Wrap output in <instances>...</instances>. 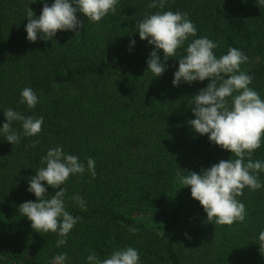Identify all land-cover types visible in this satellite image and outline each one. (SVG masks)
Listing matches in <instances>:
<instances>
[{
    "label": "trees",
    "instance_id": "1",
    "mask_svg": "<svg viewBox=\"0 0 264 264\" xmlns=\"http://www.w3.org/2000/svg\"><path fill=\"white\" fill-rule=\"evenodd\" d=\"M151 2L117 0L116 11L99 22L77 12L84 24L77 32L58 30L49 40L38 33L31 42L28 9L35 19L54 0H0V128L9 108L44 118L35 136H25L22 122L13 121L17 143L0 133V264H52L64 253V264H90V254L103 261L127 247L138 251L139 264H264V171L256 174L260 189L246 186L236 197L245 205L244 222L208 221L177 173L200 174L237 157L189 123L195 118L192 97L210 80L172 83L188 44L207 37L218 45L217 58L233 47L248 56L240 71L252 76L248 87L264 100V0H166L163 8H149ZM165 11L186 13L197 32L173 57L157 50L167 67L154 77L147 60L155 45L140 39L137 22ZM25 88L38 97L34 108L19 102ZM57 147L85 167L60 186L65 210L80 218L60 247L58 233L37 232L19 212L21 204L37 200L28 191L30 179ZM251 159L264 163V137ZM42 183L44 199L59 190Z\"/></svg>",
    "mask_w": 264,
    "mask_h": 264
},
{
    "label": "clouds",
    "instance_id": "2",
    "mask_svg": "<svg viewBox=\"0 0 264 264\" xmlns=\"http://www.w3.org/2000/svg\"><path fill=\"white\" fill-rule=\"evenodd\" d=\"M165 3L166 0H159L158 3L157 0H152L148 7L163 8ZM116 4L117 0H54L51 6L44 3L42 13L35 19L32 18V9L29 8L26 38L35 42L38 33L42 39L49 40L58 30L77 32L84 26L77 18V12L87 17L88 21L99 22L110 11H116ZM137 27L140 39H147L149 44L155 45L147 60L148 70L154 77L163 74L167 67L161 62L157 50L162 49L164 57H173L176 50L190 36H196L197 32L186 13L172 11L146 16L137 22ZM131 43L135 44V40ZM217 47V43L207 37L194 39L188 44L186 55L179 60V68L174 73L172 83L179 86L182 82L210 80L205 88L192 97L195 118L189 123L196 133L209 134L210 142L229 150L237 158L221 160L210 168H202L200 174L190 172L188 176H180L179 173L177 175L183 186L191 187V196L203 206L208 221H214L218 225H232L245 220V205L236 197L243 195L246 186L251 190L262 187L256 174L264 171V163L259 160L254 162L251 156L261 146V139L264 137V100L248 87L252 76L240 71V65L248 61V56L233 47L229 48L226 55L217 58L213 52ZM229 97L232 98L231 104ZM19 102L34 108L38 97L31 88H25ZM4 115L7 122L0 128V133L12 144L19 141V135L11 129L13 121L22 122L25 136L38 134L44 122L42 116L38 119L25 117L11 108L4 111ZM245 157H248L247 163ZM41 162H46V167L36 171L28 188L37 200L24 202L19 206V212L31 221V227L37 232L58 233L61 238L56 241V246L60 247L66 244L65 238L80 219L65 210V189L60 186L70 174L83 173L85 167L77 156L65 154L59 147L49 149ZM87 167L95 177V162L92 158L88 159ZM42 182L59 190L50 199H44L47 191ZM73 199L82 209L85 208L82 197L75 196ZM129 231L134 234L139 229L129 228ZM259 241L262 250L264 231L259 234ZM66 257V253L57 255L52 264H64ZM87 260L90 264H139V254L135 248L127 247L114 251L103 261H99L94 254H90Z\"/></svg>",
    "mask_w": 264,
    "mask_h": 264
},
{
    "label": "rangeland",
    "instance_id": "3",
    "mask_svg": "<svg viewBox=\"0 0 264 264\" xmlns=\"http://www.w3.org/2000/svg\"><path fill=\"white\" fill-rule=\"evenodd\" d=\"M137 211H135V214H136Z\"/></svg>",
    "mask_w": 264,
    "mask_h": 264
}]
</instances>
